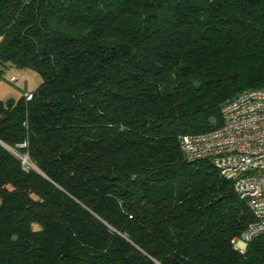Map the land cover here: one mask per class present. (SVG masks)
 <instances>
[{
    "label": "trees",
    "instance_id": "obj_1",
    "mask_svg": "<svg viewBox=\"0 0 264 264\" xmlns=\"http://www.w3.org/2000/svg\"><path fill=\"white\" fill-rule=\"evenodd\" d=\"M12 65L42 80L0 99V264H264L263 236L232 241L246 200L179 140L264 87V0H0Z\"/></svg>",
    "mask_w": 264,
    "mask_h": 264
},
{
    "label": "built area",
    "instance_id": "obj_2",
    "mask_svg": "<svg viewBox=\"0 0 264 264\" xmlns=\"http://www.w3.org/2000/svg\"><path fill=\"white\" fill-rule=\"evenodd\" d=\"M24 95L31 97L30 92ZM220 114L219 127L181 135L180 147L188 160H209L246 200L253 220L232 240L243 251L254 236L264 237V87L236 94L221 106ZM21 161L27 170V157Z\"/></svg>",
    "mask_w": 264,
    "mask_h": 264
},
{
    "label": "rangeland",
    "instance_id": "obj_3",
    "mask_svg": "<svg viewBox=\"0 0 264 264\" xmlns=\"http://www.w3.org/2000/svg\"><path fill=\"white\" fill-rule=\"evenodd\" d=\"M249 52L243 50L231 51L225 53L223 59L226 64H235L246 60L249 57ZM243 56V57H241ZM15 79L12 80V78ZM41 74L30 67H17L15 65L5 67L0 73V99L3 101L17 100L23 92L29 93L34 90L41 82ZM28 166L35 168L32 164Z\"/></svg>",
    "mask_w": 264,
    "mask_h": 264
},
{
    "label": "water",
    "instance_id": "obj_4",
    "mask_svg": "<svg viewBox=\"0 0 264 264\" xmlns=\"http://www.w3.org/2000/svg\"><path fill=\"white\" fill-rule=\"evenodd\" d=\"M13 100V99H12Z\"/></svg>",
    "mask_w": 264,
    "mask_h": 264
}]
</instances>
